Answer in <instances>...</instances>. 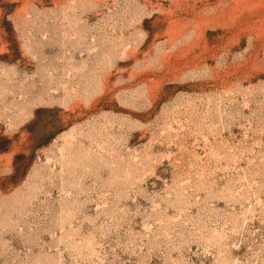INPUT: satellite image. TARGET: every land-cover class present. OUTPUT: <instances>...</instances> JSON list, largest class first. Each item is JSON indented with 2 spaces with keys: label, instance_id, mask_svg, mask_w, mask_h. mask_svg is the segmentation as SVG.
<instances>
[{
  "label": "rangeland",
  "instance_id": "1",
  "mask_svg": "<svg viewBox=\"0 0 264 264\" xmlns=\"http://www.w3.org/2000/svg\"><path fill=\"white\" fill-rule=\"evenodd\" d=\"M0 264H264V0H0Z\"/></svg>",
  "mask_w": 264,
  "mask_h": 264
},
{
  "label": "bare ground",
  "instance_id": "2",
  "mask_svg": "<svg viewBox=\"0 0 264 264\" xmlns=\"http://www.w3.org/2000/svg\"><path fill=\"white\" fill-rule=\"evenodd\" d=\"M240 7V6H239ZM242 7V6H241ZM244 7V6H243ZM235 8H236V6H235ZM238 9V8H237ZM235 10V9H234Z\"/></svg>",
  "mask_w": 264,
  "mask_h": 264
}]
</instances>
